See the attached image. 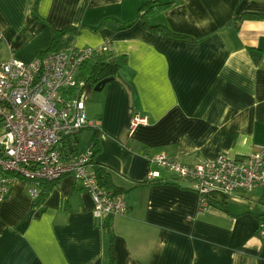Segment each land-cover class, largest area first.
<instances>
[{
	"label": "crops",
	"instance_id": "crops-1",
	"mask_svg": "<svg viewBox=\"0 0 264 264\" xmlns=\"http://www.w3.org/2000/svg\"><path fill=\"white\" fill-rule=\"evenodd\" d=\"M142 0H0V62L31 61L48 51L109 44L121 70L103 87L86 86V109L100 120L64 153L94 146L128 207L98 223L80 182L65 175L41 188L18 180L0 200V264H264V188L215 193L206 209L191 182L161 170L147 185V160L166 152L244 158L264 146V0H179L150 24L194 39L156 32L138 19ZM130 23V25H129ZM67 27L53 45L54 33ZM148 117L130 133L134 113ZM155 168V167H151ZM97 173V172H96ZM155 182V183H154ZM114 239V240H113ZM113 240V241H112Z\"/></svg>",
	"mask_w": 264,
	"mask_h": 264
},
{
	"label": "built area",
	"instance_id": "built-area-1",
	"mask_svg": "<svg viewBox=\"0 0 264 264\" xmlns=\"http://www.w3.org/2000/svg\"><path fill=\"white\" fill-rule=\"evenodd\" d=\"M108 50L106 43L48 51L28 62L14 57L0 62V200L18 180L32 183L29 192L37 199L42 183L72 175L90 194L98 223L127 213L122 196L100 183L92 164L93 145L81 153L63 151L64 144L72 150L83 130L99 127L100 120L88 116L86 83L78 74L87 60ZM147 123L146 115L134 113L130 133ZM147 160V181L160 179L161 170L189 180L199 196L200 210L212 204L215 193L235 196L264 188V146L240 159L197 157L187 164L160 152ZM259 228L264 235V220Z\"/></svg>",
	"mask_w": 264,
	"mask_h": 264
},
{
	"label": "trees",
	"instance_id": "trees-1",
	"mask_svg": "<svg viewBox=\"0 0 264 264\" xmlns=\"http://www.w3.org/2000/svg\"><path fill=\"white\" fill-rule=\"evenodd\" d=\"M178 1L179 0H142V3L138 10V19L142 20L144 25H146L147 27L151 28L152 30L156 32H162L174 38L189 39L191 42H193L194 39H191L190 37L186 35L172 32L162 25L152 26L150 24V19L152 16L166 11L167 9L172 7L174 4H176ZM262 18H264V14L262 13L245 12L240 15L234 16L230 20L229 23L232 24L235 28L239 29L241 23L245 20H256V19H262ZM71 31H76V29L72 27H67L62 30H56L54 33L53 45L57 44V42L60 40L63 34L71 32ZM120 70H121V66L118 60L116 59L114 53L108 50L104 53L96 54L91 59L87 60L80 68L78 79L83 80L86 83V86L87 85L92 86V85L102 82L103 80L114 78L120 72ZM96 172H97L98 179L102 185H105L108 188H110L111 186H114L111 180L110 172L107 171L103 166H98L96 168ZM53 183H55V181L44 182L42 183V188L43 187L47 188L46 185L53 184ZM150 183L151 182L144 180L143 182L138 184V186L147 185ZM122 192H123L122 189H119L117 187L113 191L115 195L121 194ZM214 197L215 195L213 194L211 196V202H213ZM261 203L264 208V191L261 197ZM262 219L264 220V218ZM111 249L112 250H110V263L109 264H115L113 243L111 244Z\"/></svg>",
	"mask_w": 264,
	"mask_h": 264
},
{
	"label": "water",
	"instance_id": "water-1",
	"mask_svg": "<svg viewBox=\"0 0 264 264\" xmlns=\"http://www.w3.org/2000/svg\"><path fill=\"white\" fill-rule=\"evenodd\" d=\"M110 80H112V78L103 80L102 82L98 83L97 86H96V89H99L100 87H103Z\"/></svg>",
	"mask_w": 264,
	"mask_h": 264
}]
</instances>
